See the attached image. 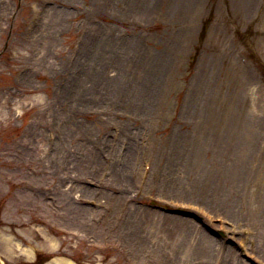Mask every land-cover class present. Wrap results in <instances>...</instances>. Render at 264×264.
<instances>
[{"label": "rangeland", "instance_id": "374dc122", "mask_svg": "<svg viewBox=\"0 0 264 264\" xmlns=\"http://www.w3.org/2000/svg\"><path fill=\"white\" fill-rule=\"evenodd\" d=\"M147 1L0 0V264H264V0ZM146 56L171 65L150 116L124 90ZM101 68L99 104L61 98ZM196 84L225 141L185 167L167 151L203 126L187 106ZM98 139L109 156L81 171L76 151ZM127 147L133 188L123 170L110 179Z\"/></svg>", "mask_w": 264, "mask_h": 264}, {"label": "bare ground", "instance_id": "6f19581e", "mask_svg": "<svg viewBox=\"0 0 264 264\" xmlns=\"http://www.w3.org/2000/svg\"><path fill=\"white\" fill-rule=\"evenodd\" d=\"M138 5H145V6H149V2L147 0H138ZM179 0H173V3L175 2L176 4H178ZM181 1V0H180ZM132 49V48H131ZM133 50V49H132ZM134 50H136L134 48ZM172 51H173V47H172ZM110 54V53H109ZM151 57L150 56H146V60L143 63V68L141 69V75L139 76L140 80L139 81H134L132 84L130 85H124V90L126 91L127 97H129V92H131L134 88L136 89L138 95H137V108L139 110L142 111V114H146V116H150L153 109H155V106L157 105V100L158 98L165 93L166 90V85H167V79L166 76L168 75V69L171 67L170 63V58L168 57L166 59L167 63L164 62H160L158 60V58H152V60H150ZM103 60V59H102ZM105 68H101V71L99 73V76L96 79H89L88 82H92V84H87L85 85V83H87L86 81H82V82H78L77 78H74L73 81H75V87L72 88H67V91H64L63 95L61 96V98H65L67 97L68 99H70L71 101L75 102L76 106H86V107H90L91 105L94 104H99L98 102L101 101L104 96L100 95L101 92L106 93L104 90V86L102 84H106V82L104 81L105 76ZM84 84V90L81 89V84ZM80 84V85H79ZM109 84V83H108ZM97 87V88H96ZM105 87H108V85H106ZM72 89V90H71ZM194 91L197 93L195 96L192 94L191 98L189 99V102L187 103V106L189 108V110L191 111L192 109L194 110V113L198 112L200 114V117L202 118V120L200 121L201 124H203L202 128L200 129V132L197 131L196 134L197 136L195 138H191L189 135L185 134V138L186 141L184 143L178 141L177 137L176 140L174 142H172V147L170 148L169 152L171 157V161L172 162H179L181 161V164L185 167H189L191 166V164H198V149L201 145H207V146H211V145H215L214 147H218L221 146V142L225 141V137L223 136V132L222 130H218L217 128L219 127V114H217L215 112V105L214 107H210L211 104L210 102H207V105H204L203 102L205 100H208L207 98H203V85H199L196 84L194 85ZM98 92V93H95ZM92 93V94H91ZM201 94V97L198 96V94ZM93 94L97 95L94 96ZM123 96V93L121 94ZM107 98V97H106ZM131 99V97L129 98ZM212 101V99H210ZM96 102V103H94ZM210 105H209V104ZM212 103H214L212 101ZM58 116H55V119H57ZM67 121V119H65ZM212 124L213 128H207L208 124ZM66 128V127H65ZM63 133H67L65 130L61 129V133H59L58 137L60 138ZM179 135V134H178ZM65 136V135H64ZM109 140V139H108ZM105 144L106 142L103 140L98 139L95 143L92 144L91 148L89 149H85L83 151H76V154L74 156V160H76L77 162H79V169L81 171H86L88 169H90V159L92 160V163H98L99 165L102 164V162L104 161L106 156H109V154L107 153L106 155L104 153H101L100 151H104L105 149ZM88 145V144H87ZM105 146V147H104ZM147 148L143 147L142 150V158L145 157L144 155L146 154V156H150L153 157L152 155L154 154V147L155 144H153V146L150 145H146ZM103 148V150H99V148ZM107 147L108 144H107ZM142 147V146H141ZM120 148H122L121 146L119 148L116 149L117 152H114L116 154L119 153ZM65 149L63 148H59L60 156L65 157ZM96 150L98 151L99 154V160H97V155H96ZM115 149H111V151L113 152ZM125 156L124 158L126 160H124L123 164H124V168L122 169L121 165H118V163L113 162L112 163V170L111 172L114 170V174L116 175L115 177H110L115 179H119V173H121V170H123V174L126 176V182L127 184L125 185V187L130 186L133 188L134 186V176H132L130 173H128L129 170V164L133 165L132 162V149H130V147L125 148ZM153 151V152H152ZM92 152H94L92 154ZM151 153V155H150ZM68 156L70 157L71 155L68 154ZM66 156V158L68 157ZM149 157V158H150ZM128 159V160H127ZM183 160V162H182ZM177 165V164H176ZM209 169V168H208ZM216 170V168H215ZM220 168L218 167L217 169V175H219ZM206 173V172H203ZM136 181V180H135ZM170 182H174L170 179ZM98 184V183H97ZM79 186L81 190H86V191H90L93 190L94 187L92 185H90V183H81ZM214 189H216V186L214 187ZM129 190V188H126L125 191ZM264 190V189H263ZM215 191V190H214ZM214 194H216L215 192H213ZM260 194V195H259ZM221 194H216L213 195V198H218L217 196H219ZM255 199L258 197V201L260 203V206L258 205V209L260 210V214H262L261 216H263L264 214V192L261 193L259 192H255ZM212 198V199H213ZM173 218L170 217V219L175 222V223H183V224H193V222L189 221L187 218H184L182 216H179L177 214H172ZM164 216L166 218H168L167 214H164ZM262 218V217H261ZM239 221V220H238ZM221 226V225H220ZM2 236V235H0ZM137 240H141L137 239ZM1 241H5V242H9V238L5 239ZM19 245L21 243H18ZM11 243H10V247H11ZM21 246V245H20ZM55 246V243L52 244V247ZM21 248V247H20ZM22 252L25 254V256H30V252L31 250L28 248H21ZM2 264V263H1ZM49 264H73L71 261L67 260L64 257H60V258H54L51 260V262Z\"/></svg>", "mask_w": 264, "mask_h": 264}]
</instances>
